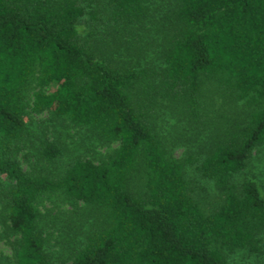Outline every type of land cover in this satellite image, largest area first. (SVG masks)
<instances>
[{"label":"trees","instance_id":"obj_1","mask_svg":"<svg viewBox=\"0 0 264 264\" xmlns=\"http://www.w3.org/2000/svg\"><path fill=\"white\" fill-rule=\"evenodd\" d=\"M147 35L156 50L144 49ZM214 96L229 112L205 119V140L176 158L154 110L171 108L201 133ZM42 112L116 148L56 168L65 149L29 118ZM31 140L37 163L52 168H22ZM263 145L264 0H0L5 264H232L236 252L260 253L264 197L236 177ZM195 162L223 197L209 213L186 176ZM56 199L94 217L68 254L49 242L62 225L46 208Z\"/></svg>","mask_w":264,"mask_h":264},{"label":"rangeland","instance_id":"obj_2","mask_svg":"<svg viewBox=\"0 0 264 264\" xmlns=\"http://www.w3.org/2000/svg\"><path fill=\"white\" fill-rule=\"evenodd\" d=\"M150 34L156 35L154 31ZM149 35L142 39L143 47L144 49L148 48L150 50H156L153 46L149 47ZM124 53L126 54L125 51ZM132 53L134 54V52ZM148 53V56L146 55V60L148 62H156V56L151 53V51ZM210 89L211 88H209L206 94H209L211 91ZM208 96L209 95H207V97ZM213 98L212 103L209 99L206 100V114L203 116V122L199 123V125H202L199 127V132L201 131V133L194 134V130L191 125H189L187 119L183 118L179 120L178 116L174 114V111L171 110V108L166 107L161 110H154L155 119L152 118V123L166 140L168 150L171 151L176 158L187 156L194 151V148L197 145H200L197 144L198 142L205 140L204 132L206 130L203 129V127H205V119H215L216 121H220V114L225 115V113L229 112L226 109L227 107L222 105L221 97L214 96ZM29 118L35 123H42V126L46 127L45 129L47 130L48 135L55 141L59 142L65 149L64 156L55 164L56 168H58V166L61 167L76 158L97 162L106 157L116 148V144L103 145L92 137L90 133L86 132V130L76 127L68 121L53 120L48 122L49 114L47 112H42L40 114L30 113ZM192 126L195 128L198 127L194 124ZM37 128L38 126L34 125V129L36 130ZM37 132L40 131L37 129ZM38 145L39 143L35 140L27 141L24 144L23 151L18 156V159L22 162V168L24 170L29 169L34 163H36L38 169H41V167L42 169L53 167L52 165L44 166L42 163H37ZM196 152L198 156H203V150L200 153L201 155H199L198 150H196ZM196 166L197 162L188 166L186 176L191 183V188L194 189V198L199 202L202 209L206 213H209L221 205L223 197L215 189L212 182L205 180L199 173H197ZM245 178H251L258 185L260 193L264 197V145L251 152L246 169L241 175L236 177V181L240 183ZM55 204L56 205L53 206H51V204H46V208L53 211L52 216H55L56 218L55 223H60L62 225H58V229L50 231L51 235L49 237V242L54 251L62 249V253L66 252L68 254L70 248L74 247L75 241L73 238H75L79 232L84 233L86 229L91 226L94 217L92 215L88 216L87 213L85 214L84 212H88L86 210H80V213L73 212V209L70 206L61 203L59 199L55 200ZM42 212L45 213L46 211L43 209ZM68 219H73V224H65L63 222H68ZM2 221L3 220L1 219L0 264H5L7 259L12 256L13 237H10L7 228ZM81 225H83V227L79 231L77 228ZM228 261L232 264H264V247L261 248L260 253L250 251L236 252L228 256Z\"/></svg>","mask_w":264,"mask_h":264}]
</instances>
